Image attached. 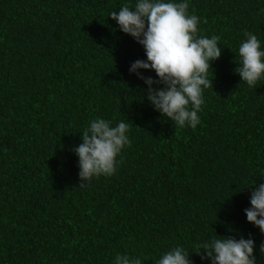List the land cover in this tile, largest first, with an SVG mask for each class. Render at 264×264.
Listing matches in <instances>:
<instances>
[{
  "label": "trees",
  "instance_id": "1",
  "mask_svg": "<svg viewBox=\"0 0 264 264\" xmlns=\"http://www.w3.org/2000/svg\"><path fill=\"white\" fill-rule=\"evenodd\" d=\"M127 2L0 0V264H155L216 234H251L264 264L244 215L264 182V81L248 89L234 73L244 33L264 40V0H190L222 47L194 130L161 117L129 73L144 50L108 17ZM95 117L127 119L131 144L115 175L81 187L72 149Z\"/></svg>",
  "mask_w": 264,
  "mask_h": 264
},
{
  "label": "clouds",
  "instance_id": "2",
  "mask_svg": "<svg viewBox=\"0 0 264 264\" xmlns=\"http://www.w3.org/2000/svg\"><path fill=\"white\" fill-rule=\"evenodd\" d=\"M189 8L190 0H129L108 17L115 21L120 32L130 36L144 50L145 59L131 63L128 71L147 86L149 104L178 129L194 130L201 123L199 113L205 103L204 91L212 88L211 62L221 56L222 47L218 35L199 34V25L204 21ZM244 37L235 53L238 63L235 62L234 73L252 89L264 81V40L252 32L244 33ZM140 70L154 72L155 79L144 77ZM130 124L127 119L113 124L101 117L88 122L80 133L82 142L72 149L78 157L81 187L101 176L107 178L116 174L118 157L131 144ZM261 180H264V170ZM249 185L253 188L250 206L244 209V215L246 221L264 235V182ZM256 247L251 234L247 239L216 234L195 245V251L183 245L171 247L159 255L155 264H193L190 253L199 255L202 264L205 260L209 264H257ZM259 251L264 254V241ZM143 262L138 255L117 253L112 264Z\"/></svg>",
  "mask_w": 264,
  "mask_h": 264
}]
</instances>
